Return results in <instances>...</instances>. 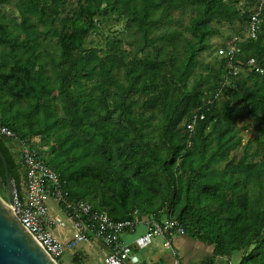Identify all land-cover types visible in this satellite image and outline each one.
I'll return each mask as SVG.
<instances>
[{
  "label": "trees",
  "instance_id": "obj_1",
  "mask_svg": "<svg viewBox=\"0 0 264 264\" xmlns=\"http://www.w3.org/2000/svg\"><path fill=\"white\" fill-rule=\"evenodd\" d=\"M258 1L0 0V124L15 135L0 151L18 196L14 141L35 144L70 200L174 219L212 258L264 264V5L243 31Z\"/></svg>",
  "mask_w": 264,
  "mask_h": 264
},
{
  "label": "built area",
  "instance_id": "obj_2",
  "mask_svg": "<svg viewBox=\"0 0 264 264\" xmlns=\"http://www.w3.org/2000/svg\"><path fill=\"white\" fill-rule=\"evenodd\" d=\"M258 3L257 11L243 26L244 33L251 37H254L259 29V15L264 0H259ZM235 51L234 46H231L227 53L232 56ZM217 52L219 56L224 54L223 49H218ZM247 65L249 69L262 71L254 65L252 58L248 60ZM227 69L229 74L237 68L230 61ZM187 127L189 131L192 130V125ZM0 135L15 138V135L1 124ZM19 145L24 179L21 184V196L14 192L15 213L57 264L62 255L72 256L81 244L90 243L91 237L99 239L108 249L105 250L100 264H138L139 258L134 249L148 247L157 237L163 239L162 246L165 249H170L173 235L184 233L177 220L150 219L146 223V231L136 236L132 244L122 243V234L133 230L135 218L114 221L105 212L94 210L86 201L68 199L62 189L59 175L39 157L35 144ZM49 201L58 205V212L49 206ZM65 222L68 225H65ZM66 227L68 231H65Z\"/></svg>",
  "mask_w": 264,
  "mask_h": 264
},
{
  "label": "crops",
  "instance_id": "obj_3",
  "mask_svg": "<svg viewBox=\"0 0 264 264\" xmlns=\"http://www.w3.org/2000/svg\"><path fill=\"white\" fill-rule=\"evenodd\" d=\"M151 218L143 212H136V224L131 232H125L121 236V242L124 244H132L133 239L146 231V223ZM163 239L157 237L151 245L144 249H134L139 258L138 264H239V254H234L229 257L216 256L212 258L214 246L201 241L192 235L184 232L183 234H175L171 239V248L165 249L162 246ZM81 244L75 254L72 255L78 259V264H85V256L89 252L83 248ZM85 245L92 246L97 249L101 257L99 264L107 247L97 238L91 237L90 243ZM92 249V248H91ZM78 256V257H77ZM74 262V260H72ZM76 263V262H74ZM77 264V263H76Z\"/></svg>",
  "mask_w": 264,
  "mask_h": 264
},
{
  "label": "water",
  "instance_id": "obj_4",
  "mask_svg": "<svg viewBox=\"0 0 264 264\" xmlns=\"http://www.w3.org/2000/svg\"><path fill=\"white\" fill-rule=\"evenodd\" d=\"M6 200L0 196V264H57L15 213L14 183L9 176L5 158Z\"/></svg>",
  "mask_w": 264,
  "mask_h": 264
},
{
  "label": "rangeland",
  "instance_id": "obj_5",
  "mask_svg": "<svg viewBox=\"0 0 264 264\" xmlns=\"http://www.w3.org/2000/svg\"><path fill=\"white\" fill-rule=\"evenodd\" d=\"M68 1H73V0H68ZM66 13V12H65ZM69 14V13H68ZM114 24V29H115V31H119L121 28H122V26H123V23H121V24H117V23H113ZM221 33H222V35H220V36H215V37H213V38H211L210 39V43H212L213 45H215L216 47H218L222 42H224V41H226V38L225 37H227V36H229L230 34H231V29L230 28H228L227 26H224V27H222L221 28ZM89 39H92V40H94V41H96V42H101V40L103 39V38H101L100 36H98L97 34H92L91 36H89ZM216 53H214V52H206L204 55H203V60H205L206 62H208V61H211L212 60V57L215 55ZM217 54L219 55V53L217 52ZM239 126L241 127L242 126V123L241 122H239ZM241 134L243 135L242 137H243V144L245 143V141L249 138V137H251V136H253L254 134L252 133V132H250V131H242L241 132ZM36 141H37V139H36ZM35 141V142H36ZM14 143H15V149L16 150H19V143H17V142H15L14 141ZM238 154L239 153H237V155L236 156H238ZM48 204H49V206L50 207H52L56 212H58L59 211V208H58V205L57 204H55L54 202H52V201H49L48 202ZM61 213V212H60ZM63 215V214H62ZM63 218H64V221L66 220L65 219V217H64V215H63ZM65 225H68L66 222H65ZM65 231H68L67 230V227L65 228ZM67 234H69V233H67ZM156 240V238L153 240V242ZM83 248H85L88 252H89V254L88 255H86L85 257V264H99V258L101 257V255H100V253L98 252V250L97 249H95V248H93L92 246H89V245H83ZM92 248V249H91ZM71 256L70 255H68V254H64V255H62L59 259H58V262H59V264H76V263H74L72 260H71Z\"/></svg>",
  "mask_w": 264,
  "mask_h": 264
}]
</instances>
